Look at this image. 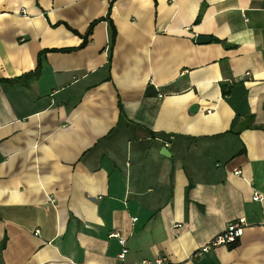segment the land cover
Instances as JSON below:
<instances>
[{"label": "crops", "instance_id": "0c3cea01", "mask_svg": "<svg viewBox=\"0 0 264 264\" xmlns=\"http://www.w3.org/2000/svg\"><path fill=\"white\" fill-rule=\"evenodd\" d=\"M157 258L264 264V0H0V264Z\"/></svg>", "mask_w": 264, "mask_h": 264}, {"label": "built area", "instance_id": "2783aa9c", "mask_svg": "<svg viewBox=\"0 0 264 264\" xmlns=\"http://www.w3.org/2000/svg\"><path fill=\"white\" fill-rule=\"evenodd\" d=\"M235 174L237 175L238 172H236ZM253 199L255 201H259L261 200V196L257 193H254ZM244 226H245L244 219H239L237 221L231 222L230 224H228L227 228L222 234L216 236L213 240L209 242V244L201 248L200 253H206L211 249H214V248H217L223 245H227V246L233 245L234 243H236L238 238L242 235ZM109 237L119 239V245L121 246V252L119 253L117 257L121 262L124 261L125 255L127 253L125 240L119 238L118 234H110ZM143 264H165V262L163 258H157L153 262H143Z\"/></svg>", "mask_w": 264, "mask_h": 264}, {"label": "water", "instance_id": "95a60500", "mask_svg": "<svg viewBox=\"0 0 264 264\" xmlns=\"http://www.w3.org/2000/svg\"><path fill=\"white\" fill-rule=\"evenodd\" d=\"M195 42L196 44H206L210 42V38L206 37V36H196L195 38ZM227 45H224V47L226 48ZM196 110V106H192L190 109V112L193 113ZM162 156L166 157V152L165 150H162L160 153Z\"/></svg>", "mask_w": 264, "mask_h": 264}, {"label": "trees", "instance_id": "16d2710c", "mask_svg": "<svg viewBox=\"0 0 264 264\" xmlns=\"http://www.w3.org/2000/svg\"><path fill=\"white\" fill-rule=\"evenodd\" d=\"M233 245H235V243ZM233 245H231V246H233Z\"/></svg>", "mask_w": 264, "mask_h": 264}]
</instances>
